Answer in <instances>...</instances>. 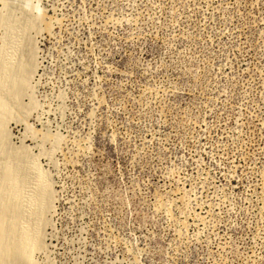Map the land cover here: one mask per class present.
I'll use <instances>...</instances> for the list:
<instances>
[{
	"label": "rangeland",
	"instance_id": "374dc122",
	"mask_svg": "<svg viewBox=\"0 0 264 264\" xmlns=\"http://www.w3.org/2000/svg\"><path fill=\"white\" fill-rule=\"evenodd\" d=\"M0 94L26 264H264V0L0 1Z\"/></svg>",
	"mask_w": 264,
	"mask_h": 264
},
{
	"label": "bare ground",
	"instance_id": "6f19581e",
	"mask_svg": "<svg viewBox=\"0 0 264 264\" xmlns=\"http://www.w3.org/2000/svg\"><path fill=\"white\" fill-rule=\"evenodd\" d=\"M0 1L5 2V0ZM3 70L9 77L8 73L14 72V64L6 62V64L3 65ZM1 94L0 108L6 105V100L4 99L6 95L4 96ZM2 115L4 116V114ZM0 140L5 142L3 136ZM18 163H21V161L17 162V164ZM34 165L35 170L32 168L33 170H31L30 174L32 177L30 178L26 175L29 179L23 177V179L19 180V174L21 172L17 167L7 169L8 167L6 166L7 168L0 171V264H26L25 262L31 261L29 253L30 249L26 247V244L29 239L32 240V238H35L36 227L34 226V223L42 216L41 214L43 213L48 193L50 192L49 188L51 187H49V183L42 178V174L40 175L37 171L38 168L36 167L38 166H36V164ZM6 211L9 212L12 222H9L10 219H8L9 216ZM8 244L9 246L5 248V245Z\"/></svg>",
	"mask_w": 264,
	"mask_h": 264
}]
</instances>
